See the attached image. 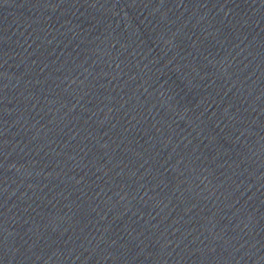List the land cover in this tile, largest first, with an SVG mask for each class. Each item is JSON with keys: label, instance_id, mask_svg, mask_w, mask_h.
Masks as SVG:
<instances>
[{"label": "water", "instance_id": "95a60500", "mask_svg": "<svg viewBox=\"0 0 264 264\" xmlns=\"http://www.w3.org/2000/svg\"><path fill=\"white\" fill-rule=\"evenodd\" d=\"M0 264H264V0H0Z\"/></svg>", "mask_w": 264, "mask_h": 264}]
</instances>
